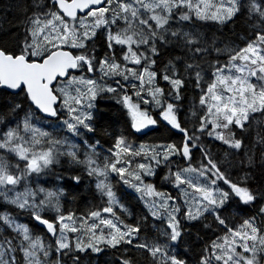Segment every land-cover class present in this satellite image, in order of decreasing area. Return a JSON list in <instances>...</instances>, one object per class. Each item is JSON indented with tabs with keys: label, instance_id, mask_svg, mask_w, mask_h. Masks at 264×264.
<instances>
[{
	"label": "trees",
	"instance_id": "16d2710c",
	"mask_svg": "<svg viewBox=\"0 0 264 264\" xmlns=\"http://www.w3.org/2000/svg\"><path fill=\"white\" fill-rule=\"evenodd\" d=\"M46 7H49L47 0L42 8ZM37 16L42 23L50 18L41 9L33 8L32 0H0V49L10 55H23L29 61H41L48 56L51 52L41 51L37 44V39L38 42L41 41L35 34L38 24L33 23ZM187 16L188 20L183 18ZM115 29V25H112L110 30L103 27L95 33L93 39L87 40L86 47L65 49L70 50L78 59L81 55L91 59L94 51L97 59L106 56L108 62L119 63L124 51L113 44L112 51L109 52L105 40V34H114ZM28 32H32L33 36L29 37ZM262 36L264 0H237L236 10L227 20L179 9L174 12L167 28L155 35L152 47L147 49L146 54L151 60L152 71L156 75L157 87L161 89L164 105H173L179 110L181 132L165 124L159 117L160 112L156 111L151 114L157 123L154 130L144 136L136 134L132 130L131 117L124 106L126 94L120 90L100 95L93 108L95 119L90 120L91 128L88 134L91 144L109 149L117 138H123L137 145H175V148L181 149L182 157L179 160L168 161V165L161 167L153 178H146V182L157 190L167 193L170 191L176 197V191L168 181V170L173 167H178L179 170L195 167L198 170H214L227 191L236 188L255 197L254 202L247 205L237 197L226 201L225 207L228 211L222 218L226 221L227 228L220 225L211 213L193 221L182 214L181 236L174 244L173 250L187 264H199L209 241L226 236L229 230L242 225L245 220L251 219L264 224V215L260 212L264 207V108L251 114L242 128L232 125L227 142L215 137V129L209 123L207 104L208 89L216 73L243 51L264 41L258 38ZM75 37L80 38V43L84 42L82 32L75 34ZM33 40L35 44L23 46L26 41ZM92 68L93 71L89 73L82 61L78 71L72 75L81 74L86 78L99 80L101 66L96 60H93ZM165 76L168 77L167 80L163 78ZM17 105L19 107H16ZM31 115L48 129L66 119L61 112L51 120L45 119L34 109L25 91L12 94L0 84V137L4 135L6 125L13 127V130H19L23 121ZM186 143L189 151L184 148ZM237 145L239 146L236 147ZM184 150L186 154L183 153ZM3 155L1 160L9 165L12 170L10 173L20 176L19 171L25 169V163L19 161L13 153L7 152ZM16 165H19V171H14ZM77 176L80 178L79 184L73 183L74 177ZM24 182L20 183V191H35L38 195L41 189L62 191L59 201L61 210L73 212L77 217L84 216L89 209L103 212L102 209L107 203L88 182L83 167L72 164L67 159H60L48 169L42 179L35 178ZM117 192L121 206L125 209L116 211L119 221L125 225L139 223L141 232L138 233L137 242L151 248L163 247L165 238L162 235V222L150 215L142 198L128 191L124 185L118 186ZM0 209L4 210L3 214H0V238L14 240L15 236L9 230L5 217L25 223L33 236L47 238L51 251L45 264H55V242L48 238L42 226L31 220L32 212L20 209L16 203L10 202L2 195ZM80 255L82 259L79 264H120L122 259L127 264H170V261L166 262L157 257L150 249L137 247L132 250L125 244L115 249L107 247L100 254L90 255L85 252ZM211 261L209 259L208 264ZM18 264L25 263L19 259ZM61 264L73 262L70 257L62 255Z\"/></svg>",
	"mask_w": 264,
	"mask_h": 264
},
{
	"label": "rangeland",
	"instance_id": "374dc122",
	"mask_svg": "<svg viewBox=\"0 0 264 264\" xmlns=\"http://www.w3.org/2000/svg\"><path fill=\"white\" fill-rule=\"evenodd\" d=\"M236 7L237 0H111V6L108 11H97L84 20L79 19L69 22L63 18V20H55L51 27H45L44 23L38 24L35 31L36 36L41 39L38 42L36 37L38 47L41 51L48 52L61 49L59 47L61 44L67 45L66 48H80L71 46L75 34L82 32L84 37L85 32H87L88 35H91L93 31L96 33L105 27V22H107V30H110L111 26L115 25V33H110L113 44L117 45L114 42L117 37L126 42L117 46L124 51L122 57L127 56V60L121 57L119 63L110 61L107 65L101 66L99 72L101 77L99 80L86 78L81 74L72 75L68 80L61 81L55 86V93L61 99L60 108L65 109L61 114L66 117L65 121L67 123L61 122L48 129L31 115L23 121L19 130H13L15 136L10 142L0 139V143L5 145L0 147V161L4 157L3 154L7 152L13 153L9 149H16L18 145H23L24 148L29 149L30 155L49 156L52 161L43 172L30 175L26 171V167L21 171H19L20 168H14V171H19L20 176L11 174L12 170L9 167L8 174L16 176L17 182L13 186H10L6 180L0 182V195L7 198L10 202L16 203L20 209L25 211L33 212L39 206L38 202H41L43 215H47L50 218L56 215V210L53 204L48 202V194L54 193L59 196L60 192L41 189L38 195L35 191H20L19 186L22 181L27 182L35 178L42 179L48 169L60 159H67L72 164L85 167L89 175L95 179V185L101 183L105 186H110L108 185V179L110 177V179L115 178L118 184L124 185V188L128 191L139 195L152 212L158 213L159 218L156 220L162 222L164 244L163 247L158 246L160 248L159 252L155 251L157 247L151 248L147 246V249H150L154 255L161 259H164L162 253L167 251L170 255L174 244H176V242H172L171 230L167 227L171 216L175 215L179 221L176 231L180 232V216L182 214L186 215V211V216L189 220H198L206 213L214 214L215 211L220 210L219 206L221 203L225 205L226 201L231 197L243 198L244 195L248 196L247 192L241 190L227 191L214 170H198L195 167L183 170H179L178 167L175 169L174 167L170 168L168 170V181L172 183V188L176 191V197L170 191L168 193L161 192L152 184L146 182V178H153L161 167L168 165H166L168 161L179 160L182 157L181 150L166 145H137L126 139H123L124 144L121 146L129 148L131 154L122 153L120 163L116 164L117 169H126V174L121 177L118 173L111 171V165L116 161V157L113 155L116 149L106 150L100 148L99 145L91 144L88 140L91 119H85L86 116L91 115L97 98L102 94L108 93V88H112L115 91H123L126 96L131 98L133 104L138 105L137 119L153 120L152 112L158 111L160 112V119L163 113L164 119L161 120L165 124L175 131L181 132L179 110L173 105H164L162 92L157 87L156 75L152 71L151 60L147 56L146 51L152 47L151 43L155 35L167 28L171 18L174 17V12L179 9L227 20L233 15ZM49 19H52V17ZM188 19L189 16H187L186 20ZM82 25L85 26L82 27ZM65 26L68 29L67 32L64 30ZM40 28L44 29L43 36L37 35ZM80 41V38L75 40L77 44ZM249 49V51H243L217 72L212 80V85L208 89L209 123L215 129V137L219 140H228L229 129L232 125H237L236 120H239L243 125L251 114L264 108V73L259 71V68L264 66V60L260 58L264 53L258 51V49H264V41L252 45ZM37 53L40 54L38 51ZM136 59L140 60L139 64L132 63ZM81 62L82 60H80ZM89 81H93V83H89ZM93 96H95V99H93ZM65 100L67 101L66 104L64 103ZM78 100L82 101V104L78 105ZM60 108H58V111ZM72 108L78 109L73 115L79 116L84 123L71 118L68 109ZM233 109H235V115H233ZM245 115L247 116L246 120ZM227 117H232L231 123H229ZM68 124L74 125V130L70 131ZM25 125L27 126L25 127ZM185 145L187 146H184V148L189 151L188 144L186 143ZM19 161L26 165V161ZM141 164L145 165L144 170L139 168ZM145 171H149L151 174L145 175ZM127 173L139 174L142 180H134ZM125 180L129 181V183L125 184ZM131 185L138 187L151 185L152 191L158 194L148 196L147 188L144 191L137 192ZM97 190L103 195L99 189ZM107 191L108 187H105L104 192ZM111 191L114 194V191ZM42 197L44 198L43 201H41ZM114 199L116 203L110 206L116 210L124 209L121 206L119 197L115 196V194ZM212 201H215V204ZM165 202H167V207H164ZM20 205H23V208ZM101 213L106 218L111 219L118 227L123 224L119 221L116 212L112 216ZM5 222L12 229L11 231L15 236L14 240L0 238V264H10L13 256L15 257V264L19 263V259L22 263H25L22 257V250L28 249L31 251L30 246L36 240L45 248H49L45 238L35 237L31 232H29L30 239L25 241L23 233L17 230V224L21 222L12 217H5ZM77 222L80 223V221ZM88 222L91 223V219ZM252 222L259 229L260 239L264 240V224ZM100 229H103L105 233L109 231L104 225H100ZM233 229L241 230L240 226H236ZM122 231H128V229L122 228ZM243 231L251 230L243 229ZM77 235L79 233H68L69 239L73 243ZM134 235L138 236L139 239L137 233H133ZM226 236L229 240L233 239L230 230ZM81 238L85 239L83 236ZM126 239H131V237H126ZM237 242L244 243L238 238ZM120 244L126 243L121 241ZM258 244L259 240L256 245H254L252 240L248 241L249 247L258 246ZM102 247L104 249L107 248V246ZM36 250L39 251L38 248ZM237 252L245 256L250 255L249 253H243L241 248H237ZM38 256L41 260L44 259L42 253H39ZM259 258L264 264V251L259 252ZM45 263L46 260L44 261ZM211 264H215V262L212 260ZM241 264H243V261H241Z\"/></svg>",
	"mask_w": 264,
	"mask_h": 264
},
{
	"label": "snow or ice",
	"instance_id": "6c2138e0",
	"mask_svg": "<svg viewBox=\"0 0 264 264\" xmlns=\"http://www.w3.org/2000/svg\"><path fill=\"white\" fill-rule=\"evenodd\" d=\"M45 4V0H32V7L35 9H41L44 11L46 15L49 17H52V19H49L48 21L44 22L45 27H51L55 20H63V18H76V16H79L81 20H84L89 15L94 14L97 11H108V9L111 6V0H97L96 3H93L89 5L86 8L78 7L75 10V13H72L69 9V5L73 4V0H47V4L49 7L42 8V6ZM79 14V15H78ZM184 19H187V17H183ZM231 18V17H229ZM35 24H41L42 22L39 20L38 16L33 21ZM114 23V21H113ZM85 25H82V27ZM105 27L107 28V22H105ZM66 32L68 31L67 27L65 26L64 29ZM43 28H40L37 35L43 36ZM29 37L33 36L32 32H28ZM95 37V32L93 31L91 36L88 35L87 32L84 34V42L77 44L75 42L76 38L74 37L72 47H80L84 48L87 46V40L93 39ZM46 39V37H44ZM261 40H264V36L258 37ZM105 40L107 43V50L109 52L112 51L113 46V40L110 34H105ZM117 45L121 43H126L122 41L119 37H117L114 41ZM29 43L35 44V41H26L25 45L27 46ZM61 49H64L67 47V45L61 44L59 45ZM250 49H246V51H249ZM261 53H264V49H258ZM255 54V53H253ZM0 56H9L10 59L16 60V59H24V56L21 55L20 57L10 55L9 53L5 52L3 49H0ZM123 59L127 60V56H123ZM262 60H264V55L260 57ZM80 60L84 61L86 70L91 73L93 71L92 63L93 60H96L97 64L99 66H105L107 65V57L101 56L97 59L95 52L92 53V58L89 59L86 55H81L79 57ZM132 63L139 64L140 60L136 59L132 61ZM75 67V65H73ZM115 67V66H113ZM259 71L261 73H264V66L259 68ZM255 75V73H253ZM165 80L168 79L167 76L163 77ZM89 83H93V81H89ZM182 83V82H181ZM21 91H24V88L21 87ZM107 91H115V89L108 88ZM93 99H95V96H93ZM64 103L66 104L67 101L65 100ZM77 104H82V101H77ZM61 105V101L59 98H56L53 106L52 111H48L46 109H42L45 112V115H51V116H58L60 115V112L64 111L65 109L60 108V112L57 111V108H59ZM124 106L128 110V114L131 117L132 120V130L135 132H141L143 127H148L149 125L155 126V120H148L147 124L141 125L137 122V114H138V105H135L131 102V98L128 96L124 97ZM16 107H19L17 105ZM90 107H92L90 105ZM171 107V106H169ZM78 109L72 108L68 109L69 115L73 120H79L80 123H84L83 120H80L79 116L73 115ZM233 115H235V109H233ZM85 119H95V111L91 113L90 116H86ZM161 119H164L163 113L161 114ZM229 123L232 122V117H227ZM247 119V116L245 115V120ZM64 123H67V121H63ZM238 127H243V125L240 123L239 120L235 121ZM11 125V124H10ZM27 125H25L26 127ZM68 129L74 130V125L68 124ZM87 127V125H85ZM15 136V133L13 131V127H9L8 125L5 126L4 135L0 137L2 141L7 140L10 142ZM124 144L123 138H117L116 143L114 145L115 152L113 155L116 157L115 163L111 165V171L114 173H118L121 177H123L126 174L125 168H119L117 169L116 164L120 163V156L122 153L131 154V150L127 147H122L121 145ZM5 145L3 143H0V147H4ZM187 146V145H185ZM239 145H237L238 147ZM172 148H175V145H171ZM18 149V150H17ZM181 150V149H178ZM9 151H12L19 160L26 161V171L28 174L32 173H41L44 171L45 168L48 167L49 164H51V159L49 156L44 155H30V150L23 147V145L16 146V149H9ZM50 155V154H49ZM188 158V157H186ZM17 168H19V165H16ZM8 168L9 165L4 163L3 161H0V182L3 180H6L9 184H14L17 182V177L13 175L8 174ZM139 168L141 170L145 169V165L141 164L139 165ZM128 175L132 176L134 180L141 181L142 177L139 174H132L127 173ZM145 175L151 174L149 171H145ZM73 183L79 184L80 178L74 177ZM125 184H128L129 181L125 180ZM135 188L137 192L144 191L145 188H147V195H157L158 193H155L152 191L151 185H144L143 187H138L136 185H131ZM97 189H99L106 197H107V203L106 206L103 207L102 211L103 213L109 214L112 216L116 209L111 207L110 205L115 204L116 201L114 199V194L111 191L110 186H105L101 183H97L96 185ZM105 187H108V191L104 192ZM62 195V193H61ZM238 199L245 205L254 202L255 197L249 193L247 199H243L238 197ZM44 198H41V201H43ZM48 202L53 204V207H55L56 215L53 217H46L43 215V206L41 202H38V207L35 208V210L31 214V220L36 222L37 225L43 226V228L46 230L48 234H50L52 237H54L55 242V252H56V259L55 264H61V256L64 257H70L73 264H79V261L82 259V256L80 254L82 253H89L90 255L95 253L99 254L104 251V247L107 246L108 248H118L121 241H123L126 244H132L133 240L138 241V236H133V233H140L141 228L139 226V223L133 224V225H123L117 226L111 219L106 218V216H103L101 211L95 210V209H89L88 213H85L84 216L77 217L75 213L73 212H65L62 211L59 206V197L56 196L54 193L48 194ZM212 203L215 204V201H212ZM21 208H23V205H20ZM145 207L149 209L150 215L154 219H158L159 215L156 212H152L150 207L145 204ZM164 207H167V202H165ZM220 210L215 211L214 215L220 225H224L225 228H227L226 221L222 218L223 214L228 211V209L225 207L223 203L219 206ZM121 211H124L123 208H121ZM4 210L0 209V214H3ZM261 215H264V207L260 209ZM187 215V211H186ZM89 219H91V223H89ZM77 221H80L78 223ZM175 222V223H173ZM179 224V221L176 219V216H171V220L168 222L167 227L171 230V240L173 243L177 242L178 238L181 236V233L176 231V227ZM100 225H104L109 229L107 233L103 229H100ZM207 227V225H205ZM122 228H127L128 231H122ZM99 229V231H97ZM241 230H235L232 229L231 234L233 239L229 240L227 236L224 237H218L215 240L209 241V243L205 246L204 252L201 255L199 259V264H208L209 259L213 260L215 264H241V261H243V264H262V261L259 258V252L264 251V240L260 239V232L258 227L252 222L251 219L245 220L242 225H240ZM243 229H250L251 231H243ZM10 231L12 229H9ZM17 230L21 231L23 233V239L25 241H28L30 239L29 236V226L25 223H18L17 224ZM59 233V234H57ZM68 233H79L75 237V242L73 243L68 236ZM81 236L85 237V239H82ZM126 237H131V239H126ZM237 238L239 240L244 241V243H238ZM252 240L254 242V245H256V242L259 240L258 246L249 247L248 241ZM31 251L28 249L22 250V257L24 258L25 264H44V261L47 260L50 256V248H45L38 240L34 241L31 244ZM135 247L138 248H145L147 250V245L137 242ZM39 249L37 251L36 249ZM237 248L243 249V253H249L250 255H243L242 253L237 252ZM156 252L160 251V248L157 247ZM39 253L43 254V260H41L38 256ZM75 253V255H73ZM154 254V253H153ZM164 260L170 261V264H187V262L182 259L181 257H178L175 254V251H172V254L169 256L168 252L165 251L162 253ZM10 264H15V257L13 256L10 260ZM120 264H127L125 260H121Z\"/></svg>",
	"mask_w": 264,
	"mask_h": 264
},
{
	"label": "water",
	"instance_id": "95a60500",
	"mask_svg": "<svg viewBox=\"0 0 264 264\" xmlns=\"http://www.w3.org/2000/svg\"><path fill=\"white\" fill-rule=\"evenodd\" d=\"M96 2L97 0H73V4L68 7L72 13H75L76 8H86ZM64 19L77 21L80 18L76 16L74 19L68 17ZM79 66V59L67 49L54 50L41 61H29L25 56L24 59L16 60L10 59L9 56H0V84L4 90L12 94L20 93L23 87L34 109L45 119L51 120L56 116L45 115L42 109L52 111L55 99L59 98L55 93V86L60 81L68 80L78 71ZM137 122L144 125L148 123V119H137ZM154 128L155 126L149 125L143 127L141 132L135 133L144 136L152 132ZM247 197L244 195L243 199Z\"/></svg>",
	"mask_w": 264,
	"mask_h": 264
},
{
	"label": "flooded vegetation",
	"instance_id": "af4514ba",
	"mask_svg": "<svg viewBox=\"0 0 264 264\" xmlns=\"http://www.w3.org/2000/svg\"><path fill=\"white\" fill-rule=\"evenodd\" d=\"M156 125H157V123H155V127H156ZM116 143V142H115ZM115 143L113 144V146L112 147H109V149H106V150H111V149H113V148H115L114 147V145H115ZM99 147L100 148H102L101 147V145H99ZM183 153H185V150H184V152ZM83 171H84V173H85V175L87 176V179H88V182H90L93 186H94V188L96 189V181H95V179H93L92 178V176H90L89 175V172L88 171H86V169H85V167H83ZM111 178V177H110ZM108 179V185H110V188H111V190H113L114 191V194H115V196H118V192H117V187L118 186H120V184H118V181L115 179V178H113V179ZM14 184H12V185H10V186H13ZM96 191L98 192V194L101 196V198L102 199H104L106 202H107V197L103 194V195H101V193H99V191L96 189ZM53 192H60L59 190H54ZM61 193H62V191L60 192V195L58 196L59 197V199H61L62 198V195H61ZM119 197V196H118ZM117 210H119V209H117ZM116 210V211H117ZM43 227V226H42ZM45 230V229H44ZM45 232H46V230H45ZM229 232V231H228ZM48 234V233H47ZM134 236H136V235H134ZM39 237H43V238H45V236H39ZM48 238H50V239H52L53 241H54V237H52L50 234H48ZM45 240L47 241V238H45ZM136 243H137V240H133V243L132 244H125V245H128V246H130V248L133 250V249H136L137 247H135V245H136ZM123 244H120L119 246H122ZM100 254V253H99ZM209 264H211V263H209Z\"/></svg>",
	"mask_w": 264,
	"mask_h": 264
}]
</instances>
